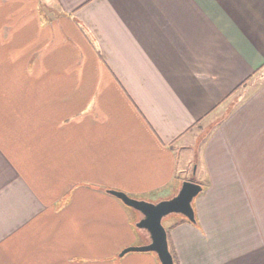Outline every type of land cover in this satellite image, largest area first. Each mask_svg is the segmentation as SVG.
<instances>
[{"label":"crops","instance_id":"crops-1","mask_svg":"<svg viewBox=\"0 0 264 264\" xmlns=\"http://www.w3.org/2000/svg\"><path fill=\"white\" fill-rule=\"evenodd\" d=\"M195 165L175 264H264V0H0V264H161L109 191Z\"/></svg>","mask_w":264,"mask_h":264},{"label":"water","instance_id":"water-1","mask_svg":"<svg viewBox=\"0 0 264 264\" xmlns=\"http://www.w3.org/2000/svg\"><path fill=\"white\" fill-rule=\"evenodd\" d=\"M202 190L203 187L200 184L185 181L177 195L158 203L135 199L124 192L110 190V194L143 215V218L137 223V227L148 231L151 238V242L147 245L124 249L121 252V256L130 252H154L157 254L161 264H175L163 219L169 215L177 214L184 216L191 222H196L193 201Z\"/></svg>","mask_w":264,"mask_h":264},{"label":"rangeland","instance_id":"rangeland-1","mask_svg":"<svg viewBox=\"0 0 264 264\" xmlns=\"http://www.w3.org/2000/svg\"><path fill=\"white\" fill-rule=\"evenodd\" d=\"M221 114L222 113H218V114H216V116H214V117H219V116H221ZM213 117V116H212ZM212 120L214 119V118H211ZM195 131H198V129L196 128L195 129ZM204 134L205 133H203L202 132V135H200L199 137H197V134H196V132H195V135H196V137L192 140V142H194L193 144L195 145V147H196V149L198 150L200 147H201V144H202V142H203V139H204ZM196 165L194 166V168H193V171H192V169L191 170H189V176H190V179L191 180H193V182H195L196 183V177L193 175L194 173H196ZM173 215H177V214H172V215H169V216H167V217H165L164 219H163V224H164V226H166V227H168L169 228V224H168V222H167V220L170 218V217H172ZM175 256V255H174ZM175 260H176V263H177V259H176V257H175Z\"/></svg>","mask_w":264,"mask_h":264}]
</instances>
